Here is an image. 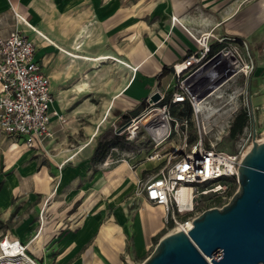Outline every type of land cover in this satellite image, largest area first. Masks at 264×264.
I'll use <instances>...</instances> for the list:
<instances>
[{
	"label": "crops",
	"instance_id": "crops-1",
	"mask_svg": "<svg viewBox=\"0 0 264 264\" xmlns=\"http://www.w3.org/2000/svg\"><path fill=\"white\" fill-rule=\"evenodd\" d=\"M16 28L34 41V59L46 75L53 49H70L75 59L113 63L122 70L96 120L99 128L112 109L133 110L156 83L164 86L170 74L162 72L199 48L196 38L202 34L241 40L253 53L264 47V0H0V37ZM35 38L42 41L43 53ZM51 92L60 119H52L44 144L27 148L20 139L0 138V239L6 235L27 244L39 264H122L123 255H132L127 239L144 250L147 237L164 227V210L157 205L160 209L140 210L129 235L121 193H129V177L121 174L135 177L138 192L141 169L131 170L121 159L111 170H98L94 148L84 151L87 144L56 154L47 150L64 123L52 86ZM113 185L116 205L110 220Z\"/></svg>",
	"mask_w": 264,
	"mask_h": 264
},
{
	"label": "built area",
	"instance_id": "built-area-1",
	"mask_svg": "<svg viewBox=\"0 0 264 264\" xmlns=\"http://www.w3.org/2000/svg\"><path fill=\"white\" fill-rule=\"evenodd\" d=\"M230 39L234 38L211 33L196 38L199 48L172 65L171 82L166 83L163 90L159 88L160 82L156 83L143 101L147 103L146 108L129 123L127 131L132 135L133 121L138 122L145 114L148 123L141 125L148 131L154 147L163 142L173 143L169 150L158 151L148 159L161 164L157 172L137 182L138 193L164 210L166 229L170 223L172 229L192 223L193 218L205 210L203 206L207 210L217 207L210 203L225 205L227 189L231 181L237 180L235 164L254 143L262 141L264 129H256L247 89L227 90L240 74L248 83L254 66L249 53L247 60L241 62L236 47L228 51L218 47ZM36 47L34 41L17 28L7 37H0V138L20 139L27 148L44 144L51 136L52 119H60L53 108L50 78L34 59ZM154 93H158L160 99L151 102L150 96ZM172 105H187L189 113L176 118L171 115ZM241 107L246 124L235 137V151L216 150L215 146L228 137V130ZM129 168L132 170L134 166ZM184 188L189 192L183 194ZM209 195H213L212 201H205ZM0 264L39 263L27 244L5 235L0 239Z\"/></svg>",
	"mask_w": 264,
	"mask_h": 264
},
{
	"label": "rangeland",
	"instance_id": "rangeland-1",
	"mask_svg": "<svg viewBox=\"0 0 264 264\" xmlns=\"http://www.w3.org/2000/svg\"><path fill=\"white\" fill-rule=\"evenodd\" d=\"M35 40L39 45L38 51L43 53L42 41L37 38H35ZM261 43H264L263 38ZM218 47H225V51L236 47L240 53L241 62L247 60V53H249L252 57L254 66L249 75L248 83L246 81V77L240 74L227 90H231L232 88H240V90L247 89L248 95L251 96L252 101L251 103L249 102V105L254 109V115L256 117L254 122L256 129L262 131L264 129V47H255L256 49L253 53L252 49L248 47L247 44L238 39L224 40L218 45ZM59 50H50L49 54L51 55L49 57V61L44 65V70L51 78L52 91L59 107L61 108L64 123L63 128L53 135L54 139L52 140V143L48 145L47 150H50L51 154H56L62 149L77 150L87 144L88 146L84 149V151H87L90 147L95 149L96 145L102 143L104 145L98 154L95 155V161L98 158L97 156L102 154L106 147H108V151L104 161H96V167L98 170H111L114 166L121 163V159H125L128 161L129 165L135 167L134 171L136 169H141V174L136 172L140 179L144 180L155 174L161 164H159L158 160L148 159L155 156L158 151L162 153L167 149L169 150V147H172L171 145H173V143L163 142L159 145V147L155 148L148 131L137 122H133V127L130 129L134 134L130 135L127 131L129 123L133 118H135L128 116L132 109L126 112L112 109L111 113L106 116L107 118L103 120L100 127L97 128L96 126V120L98 117L102 116L104 105L106 101L110 99L114 92V88H116L119 82L116 81V78L117 75H119L120 68L113 63L94 64L88 60L75 59L73 57L77 56V54L73 56L70 49L65 51H62L61 49ZM83 57L87 58L85 56ZM169 81L171 82V80H168L164 83V86ZM246 83L248 86H246ZM164 86H160L159 88L163 90ZM239 98L241 99L242 97L239 96ZM146 106L147 103L143 102L141 108L138 110V116L142 113ZM170 111L172 116L178 118V116L185 115L186 108L181 107V105H172ZM242 111L243 108L241 107L239 109V113ZM136 127L138 128L133 131ZM92 130H96V134L94 131V137L91 135ZM261 137L264 138V135ZM236 144V138H230L228 130V137L223 142L217 144L215 148H217L216 150L232 153L236 149ZM110 161H112L113 164L109 163ZM121 175L124 178L129 177V185H127L129 193H121L123 195L122 202H125L128 208L129 222L127 231L129 235H131L129 228H131V226L135 223L136 214L139 213L140 210L145 207L160 208L148 202L142 195H140V193L137 192L135 177L131 178V176H129V172L126 175L124 173ZM237 181L238 180L231 181V184L226 192L228 197L226 202L229 201L232 194L237 190ZM111 192V198L113 200L116 193V187H114V185L112 186ZM91 194L92 196L94 195V193ZM91 194L89 196H91ZM98 195V192L94 195L96 198L95 203H98ZM89 196L86 197V199L84 197V199L88 200ZM212 196L213 195H209L205 197L204 200L212 201ZM84 199L81 198L74 204V210L78 208L77 206H79L82 202L81 200ZM111 203L112 206L107 209V216L110 220L114 217L116 205L114 200ZM210 205L217 207L223 206L221 203H210ZM203 207H205L204 209H207L206 206ZM96 210H99V207H97ZM160 213L162 214L161 210ZM171 230L172 227H168V229H166L165 227L162 228L160 225V228L153 231V235L150 238L147 237L144 250L134 249L133 238L127 239V246L128 248H131L132 255L130 258H126V256L123 255V257H121L122 264H141L146 258H148L154 249L156 242H158L157 235L164 232L161 235L163 236L170 233Z\"/></svg>",
	"mask_w": 264,
	"mask_h": 264
},
{
	"label": "water",
	"instance_id": "water-1",
	"mask_svg": "<svg viewBox=\"0 0 264 264\" xmlns=\"http://www.w3.org/2000/svg\"><path fill=\"white\" fill-rule=\"evenodd\" d=\"M235 167L238 188L229 201L198 214L186 232L161 236L141 264H264V140Z\"/></svg>",
	"mask_w": 264,
	"mask_h": 264
},
{
	"label": "trees",
	"instance_id": "trees-1",
	"mask_svg": "<svg viewBox=\"0 0 264 264\" xmlns=\"http://www.w3.org/2000/svg\"><path fill=\"white\" fill-rule=\"evenodd\" d=\"M170 72H171V69H170V68H169V69H165V70L162 72V76H163V75H167V74H169ZM142 103H143V102H142ZM142 103H141L138 107H136L135 109L131 110V111L129 112L130 114H128V116H131V117H137V116H138V115H137V114H138V110H139V108H141ZM185 108H186V113H185V114H188V113H189V108H188V106L186 105ZM245 124H246V117H245L244 113L241 112V113H239V114L236 116V118H235L233 124L231 125V127H230V129H229V136H230V138H235L236 135L242 131V129H243V127L245 126ZM103 145H104V144H102V143H99V145H96V147H95V149H94V152H93V158H92V160H95V155L98 154V152L101 150V148H102ZM107 151H108V147L105 148V150H104V152H103L102 154H100V155L97 156V157H98L97 160H98L99 162H100V161H104V158H105V156H106V154H107ZM97 160H96V161H97ZM0 187H1V184H0ZM0 189H1V188H0ZM0 224H1V222H0ZM169 226H170V227H173L171 223L169 224ZM163 233H164V232H161V234L157 235V236H158V240H159L160 236H161ZM158 242H159V241H158ZM156 243H157V242H156Z\"/></svg>",
	"mask_w": 264,
	"mask_h": 264
},
{
	"label": "bare ground",
	"instance_id": "bare-ground-1",
	"mask_svg": "<svg viewBox=\"0 0 264 264\" xmlns=\"http://www.w3.org/2000/svg\"><path fill=\"white\" fill-rule=\"evenodd\" d=\"M241 71H242V70H241ZM148 120H149L148 116L144 114V115H142V116L139 117V121H138L137 123H140V124H142V125H147ZM133 122H136V121H133ZM263 139H264V138H262V140H263ZM186 192H187V193L189 192V189H188V188H184V189L182 190V193H183V194H185ZM191 226H192V223H191V222L187 223L186 225H185V224H180L179 227H178L177 229H172L171 232H173V231H177V230H181V229L187 230V229H189Z\"/></svg>",
	"mask_w": 264,
	"mask_h": 264
}]
</instances>
